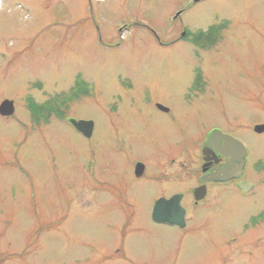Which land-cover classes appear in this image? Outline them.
Masks as SVG:
<instances>
[{"label":"rangeland","instance_id":"1","mask_svg":"<svg viewBox=\"0 0 264 264\" xmlns=\"http://www.w3.org/2000/svg\"><path fill=\"white\" fill-rule=\"evenodd\" d=\"M5 100L0 264H264V0H1ZM218 128L249 147L253 191L215 187L184 203L187 227L152 223Z\"/></svg>","mask_w":264,"mask_h":264},{"label":"flooded vegetation","instance_id":"2","mask_svg":"<svg viewBox=\"0 0 264 264\" xmlns=\"http://www.w3.org/2000/svg\"><path fill=\"white\" fill-rule=\"evenodd\" d=\"M202 74L203 73L201 71H199L198 69L196 70L193 85H197V87L192 89L193 94H194V92H196L197 94L203 93V91L205 90V86H206L205 84L206 83L203 81V78H200V76ZM156 107L162 112H165V113L170 112L169 110L165 111V110L161 109L159 107V105H157V104H156ZM108 113H109L108 115H113V114L118 113L117 104H111L110 108L108 109ZM77 120H79V119H77ZM108 120H110V119H108ZM86 121H90V120H86ZM260 125H264V122L258 123L252 128V132L254 134H256V135L264 134V131L262 133H258L255 131V127L260 126ZM94 129H93V133L95 132ZM73 130H75V132H77L76 129L73 128ZM113 130L115 131L117 129H115V127H113ZM213 130L214 129H212V131H210L208 133L205 140L199 142L196 146L197 154H195L196 157H194V159H193V161L196 163V165H193L195 167V169L191 170V173H190V174L193 173L194 180L192 177L190 179L185 178L186 184L191 185L192 187L187 188V189H183V187L182 188L172 187V184L175 182H178L180 184L185 183L184 178L180 177V174H183V173L180 172V174H178L179 172H177V169H176L175 171L177 173H174V174H176V176L172 177L170 179V182H169L170 185L167 188H163L162 190L157 191V193H156L157 196L154 198V202H153V208H152L151 216L153 214V209H154L155 204L159 200H162V199L166 200V201H170L173 197L181 196L179 200H180L182 207L185 209V207H184L185 202L193 201L194 205L199 206L201 203L206 201L209 194L215 189V187H217V188L218 187H235L236 189L241 190L245 194L253 191L255 186L252 185L249 187L247 184V178L249 177V172H248L249 147L247 146L246 143L241 141L234 134L229 133L226 130H222V129H219L220 134L216 138L212 139V141L210 142V145H208V141L211 138ZM77 133L82 138L84 137L83 134H81L79 132H77ZM222 136L228 137V138L230 137L232 139L239 141L241 143V145L245 148V166L243 168H242L243 153L240 152V149L238 148L237 152L239 155L242 156V159L238 160L239 158H235L233 160L232 156L229 155L230 154L229 153V145L225 142V139L222 138ZM138 164H141V163L137 162L135 164L132 175H133V177H135V179H138V180L143 179L144 180V179H146L145 166H143L142 171H139L141 173L140 174L139 172H137V168H136ZM261 168H263V163L258 162L253 167L252 172L253 173L258 172L259 170H261ZM220 173H224L225 175L220 174ZM216 174L219 176H225V178L227 177V179H225V180H219L217 178H216L217 180L211 179V177H213ZM147 178H148V175H147ZM148 179L150 180V178H148ZM102 187L103 188L106 187L108 189H111L109 185L102 184ZM199 189L202 192H204L205 195L201 201L197 202L195 191H197ZM199 193H198V195H199ZM122 195L124 196L125 199H123ZM122 195H121V197H118L116 195L120 199L121 203H123V201L124 202H130L129 199L127 198L125 192L122 191ZM133 203L134 202H130V204H133ZM185 211H186L185 227H187L190 220H189L187 210H185ZM151 221H152V219H151ZM152 223H153V221H152ZM175 227L179 228L178 226H175ZM179 229H181V228H179Z\"/></svg>","mask_w":264,"mask_h":264},{"label":"water","instance_id":"3","mask_svg":"<svg viewBox=\"0 0 264 264\" xmlns=\"http://www.w3.org/2000/svg\"><path fill=\"white\" fill-rule=\"evenodd\" d=\"M200 0H195V2H198ZM161 109L165 110L163 107L159 106ZM168 111V110H165ZM15 113V105L13 101L6 100L4 101L1 106H0V115L3 117H10L14 115ZM70 124L74 129L77 130V132L83 134L84 137L86 138H91L93 135V129H94V123L93 121H84V120H76V119H71ZM255 131L258 133H262L264 131V125L256 126ZM220 132L214 131L211 135L210 140L208 141V145H210V142L212 139L216 138ZM222 138L225 139V142L229 145V155L232 156L233 160L235 158H239L238 160L242 159V156L238 154L237 149H240V152L243 153V159H242V168L245 166V148L241 145V143L235 139L228 138L222 136ZM137 172L143 170V165L138 164L137 165ZM140 173V172H139ZM141 174V173H140ZM224 174V173H220ZM225 175V174H224ZM225 180V176H219V175H214L211 177L213 180ZM200 192V193H199ZM199 193V195H198ZM196 194V201H201L204 198V192H202L200 189L195 191ZM180 197L181 196H176L173 197L170 201L166 200H159L153 209V214H152V220L156 224H165L168 226H178L179 228H184L185 227V219H186V211L182 207L180 203Z\"/></svg>","mask_w":264,"mask_h":264},{"label":"trees","instance_id":"4","mask_svg":"<svg viewBox=\"0 0 264 264\" xmlns=\"http://www.w3.org/2000/svg\"><path fill=\"white\" fill-rule=\"evenodd\" d=\"M32 105H33V107H34V103H31ZM50 109V108H49ZM49 117V116H48ZM37 120H38V115H37Z\"/></svg>","mask_w":264,"mask_h":264}]
</instances>
